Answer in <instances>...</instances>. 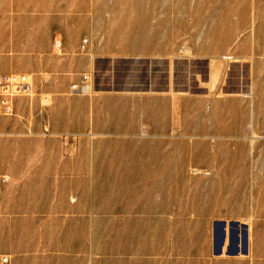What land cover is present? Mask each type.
<instances>
[{"label":"rangeland","instance_id":"1","mask_svg":"<svg viewBox=\"0 0 264 264\" xmlns=\"http://www.w3.org/2000/svg\"><path fill=\"white\" fill-rule=\"evenodd\" d=\"M2 34L0 73L35 91L0 115L1 253L264 264V0H0ZM221 218L248 254H214Z\"/></svg>","mask_w":264,"mask_h":264},{"label":"built area","instance_id":"2","mask_svg":"<svg viewBox=\"0 0 264 264\" xmlns=\"http://www.w3.org/2000/svg\"><path fill=\"white\" fill-rule=\"evenodd\" d=\"M89 39L83 40L82 49L86 48ZM92 83V73L85 72L78 81L71 84L72 93L87 92ZM35 91L32 75L29 73H0V115H13L15 112V101L20 96H32ZM45 134H51L49 126H45ZM8 176L0 174V182L7 181ZM1 205V195H0ZM9 254L0 252V264H10Z\"/></svg>","mask_w":264,"mask_h":264},{"label":"crops","instance_id":"3","mask_svg":"<svg viewBox=\"0 0 264 264\" xmlns=\"http://www.w3.org/2000/svg\"><path fill=\"white\" fill-rule=\"evenodd\" d=\"M6 41V35L2 34L0 35V45L3 44ZM83 44V43H81ZM88 45V43H87ZM86 45V47H87ZM62 37L61 34H57L55 36V39L53 41V48H54V53L56 54H60L62 52ZM82 46V45H81ZM53 57H55L56 59L62 60L65 57H60V56H56L53 55ZM62 61H60L61 63ZM56 100H58L59 98H55ZM41 150H49L47 148H42V149H36L35 147L31 148L29 153H45V151H41ZM59 150H61V148H59ZM46 164L43 163V166H41L40 169H45ZM34 169L36 170L38 167L36 166V161H34L33 163ZM39 169V168H38ZM3 175H7L8 176V180L7 181H1L0 182V195L2 194V189L5 188L8 183L10 182V175L6 172L0 173ZM47 174L45 173L44 176H46ZM2 195H1V205H0V211L2 208ZM223 223L225 224V229L227 231V235L225 238V242L223 244V248L221 252H216L215 250V242H216V235L217 233L221 232V229L223 227ZM251 228V225L249 224V222L244 221V220H240V219H233V218H221L219 220H216L214 222V234H215V242H214V254L215 255H222L224 254V252L228 255H238L241 253L243 254H248L249 252V248H248V238H249V229ZM246 234V239H247V249L246 252L243 250V241L245 239V235ZM242 242V248L239 246V242ZM229 242V245H227ZM227 246V250L225 251V247ZM6 254H9L10 258H11V263L10 264H14V259L12 257V255L10 253L4 252Z\"/></svg>","mask_w":264,"mask_h":264},{"label":"water","instance_id":"4","mask_svg":"<svg viewBox=\"0 0 264 264\" xmlns=\"http://www.w3.org/2000/svg\"><path fill=\"white\" fill-rule=\"evenodd\" d=\"M226 235H227V231L225 229V224L223 223V227L221 229V232L220 233H217L216 235V242H215V250L216 252H221L222 251V248H223V244L225 242V238H226ZM245 235V239H244V242H243V247H244V251L246 252V249H247V239H246V234L244 233Z\"/></svg>","mask_w":264,"mask_h":264},{"label":"bare ground","instance_id":"5","mask_svg":"<svg viewBox=\"0 0 264 264\" xmlns=\"http://www.w3.org/2000/svg\"><path fill=\"white\" fill-rule=\"evenodd\" d=\"M235 61H237V59H235ZM214 73H216V71H215ZM214 73H212V74L215 75V77H216V74H214ZM174 95H175V94H174Z\"/></svg>","mask_w":264,"mask_h":264}]
</instances>
